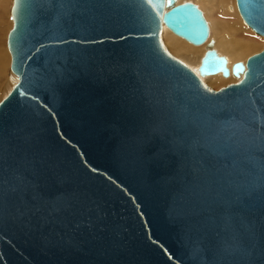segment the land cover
I'll list each match as a JSON object with an SVG mask.
<instances>
[{"label": "water", "instance_id": "95a60500", "mask_svg": "<svg viewBox=\"0 0 264 264\" xmlns=\"http://www.w3.org/2000/svg\"><path fill=\"white\" fill-rule=\"evenodd\" d=\"M264 36V0H235ZM0 264H264V47L207 44L190 0H12ZM238 79L218 89L203 76Z\"/></svg>", "mask_w": 264, "mask_h": 264}, {"label": "bare ground", "instance_id": "6f19581e", "mask_svg": "<svg viewBox=\"0 0 264 264\" xmlns=\"http://www.w3.org/2000/svg\"><path fill=\"white\" fill-rule=\"evenodd\" d=\"M182 1L186 0H176V3ZM190 1L198 5L209 23L210 32L207 41L202 45H193L174 35L165 26H163L161 33V37H163L162 41L164 40L163 43L165 42L164 45L166 44L167 49L190 67L196 68L198 66L200 58L204 54L210 40H212V46L216 51L227 58L228 67H231L236 61L245 62L250 54L264 47V44L258 45L257 38L255 37L257 35L254 34L255 32L240 17L235 0ZM3 24V20L0 18V33L5 30ZM8 62L9 58L6 49L0 47L1 79L6 75ZM202 78L211 87L225 85L228 82H236L238 80L234 76L232 77L231 74L228 77H223L220 73L206 75Z\"/></svg>", "mask_w": 264, "mask_h": 264}, {"label": "rangeland", "instance_id": "374dc122", "mask_svg": "<svg viewBox=\"0 0 264 264\" xmlns=\"http://www.w3.org/2000/svg\"><path fill=\"white\" fill-rule=\"evenodd\" d=\"M11 5H12V0H0V18H2L3 23H4L3 25L5 26L4 32L2 31L0 33V47L6 49V51L8 53V58H9V62H8L7 68H6V75L3 76L2 79L0 78V100L3 98V96L11 88L12 83L15 82V80H16V78L14 77V75L11 74V71H10V53H9V51L7 49V46H6L7 34H8V31L10 30V28L12 27V20L10 18V8H11ZM1 26H2V24H1ZM248 29H250V28L248 27ZM254 34L257 35L255 37L257 38L256 41H258V45H263L264 44V42H263L264 37L261 36V35H258L256 33H254ZM162 39H163V37H162ZM260 50H261V48L258 51H260ZM258 51H256V52H258ZM253 53H255V52H253ZM174 56H176V55H174ZM228 83H231V82H228ZM228 83H226V84H228ZM225 85H221V86H225ZM221 86H213V87L210 86V87L213 88V89H218Z\"/></svg>", "mask_w": 264, "mask_h": 264}]
</instances>
